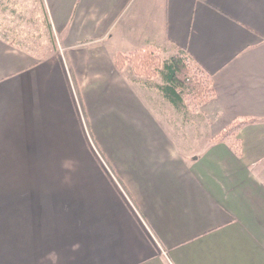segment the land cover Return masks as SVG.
<instances>
[{"label":"crops","instance_id":"1","mask_svg":"<svg viewBox=\"0 0 264 264\" xmlns=\"http://www.w3.org/2000/svg\"><path fill=\"white\" fill-rule=\"evenodd\" d=\"M42 3L54 53L0 35V264H264V0ZM143 47L210 75L209 134L196 151L174 124L171 135L162 118L139 120L151 90L141 95L113 58ZM102 99L129 131L107 141L109 178L76 161V106ZM248 118L236 145L213 141ZM80 174L91 182L51 177Z\"/></svg>","mask_w":264,"mask_h":264},{"label":"rangeland","instance_id":"2","mask_svg":"<svg viewBox=\"0 0 264 264\" xmlns=\"http://www.w3.org/2000/svg\"><path fill=\"white\" fill-rule=\"evenodd\" d=\"M0 35L8 42H11L25 50L31 51L40 57H45L50 53H54L56 49L55 39L50 30L47 28V18L44 12L42 0H0ZM160 53V52H159ZM162 59H167L165 55L160 53ZM169 58V57H168ZM127 69H123V74L131 82L133 80V86L139 91L141 95H145V87L151 90L152 93L150 101L152 106H138L141 114L139 120L145 118H161L165 121L163 129L172 135V124H174V130H177V134L181 136V146H185L188 152L196 151L204 141H207L208 137V124L203 115L202 108L209 104L210 101L205 104L200 110L192 108L190 111V119L188 122H183L182 118L170 103H168L161 94L146 84L142 78L133 76L132 71L129 72V66H125ZM160 82L159 77H155L151 82ZM143 87V88H142ZM155 90V91H154ZM146 96V95H145ZM144 97V96H141ZM105 100H100V106H76L78 114V128L82 132L85 157L78 159L77 165L81 167L96 166L101 168L104 172V176L109 178V168L112 169V164L109 161L107 154V141L113 138V141H123L124 135L129 133L125 121L120 120L115 122L113 112H111L113 106H103ZM119 106L118 108H120ZM122 106L121 108H124ZM110 108V109H109ZM117 109V106H114ZM176 123L179 124L176 127ZM135 129V127L133 128ZM140 129V128H136ZM219 133V132H218ZM123 134V135H122ZM175 134V133H174ZM122 135V136H121ZM215 138V136L213 137ZM212 138V139H213ZM120 146V144L111 143ZM122 151L120 146L115 154L117 155ZM122 153H119L116 157V161ZM75 161V160H74ZM72 160H66L64 166H72ZM75 165V164H74ZM52 166H59L54 163ZM37 181H43L39 179L40 176H35ZM43 176H41L42 178ZM52 182H55V178L62 177L66 180L64 182L70 185L71 179L78 178L81 181L91 182V175L80 174L76 176H51ZM112 178V177H110ZM25 181L26 178H25ZM65 188H68V186ZM79 185V184H78ZM30 193L28 191L20 192L21 198L23 194ZM27 198V197H26ZM44 199V192L36 191L35 201H41ZM35 204H39L36 203Z\"/></svg>","mask_w":264,"mask_h":264},{"label":"trees","instance_id":"3","mask_svg":"<svg viewBox=\"0 0 264 264\" xmlns=\"http://www.w3.org/2000/svg\"><path fill=\"white\" fill-rule=\"evenodd\" d=\"M113 61L118 70L129 66L133 76L142 78L144 84L157 90L183 122L189 121L192 108L198 111L214 98L210 75L182 53L162 59L157 49L143 47L127 54L117 53ZM155 77H159L160 82H151ZM253 121L251 118L233 120L213 141L227 140L236 145L237 140L232 138L241 127Z\"/></svg>","mask_w":264,"mask_h":264}]
</instances>
